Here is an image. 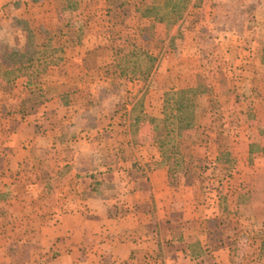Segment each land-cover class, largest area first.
Here are the masks:
<instances>
[{"label": "rangeland", "instance_id": "1", "mask_svg": "<svg viewBox=\"0 0 264 264\" xmlns=\"http://www.w3.org/2000/svg\"><path fill=\"white\" fill-rule=\"evenodd\" d=\"M162 1L72 0L75 8L61 10L58 7L65 4L61 0H14L0 8V45L24 46L26 34L19 19L27 21L39 37L38 44L43 42L42 30L60 31L51 44L64 47L62 53H56L61 56L60 73L68 68V76L61 80L68 83L64 89L73 101L90 98L84 110L94 113L87 122L97 130L114 123L111 136L102 131L98 157L104 158V145L121 140L122 132L129 134L133 145L154 143L161 163L168 166L176 203L181 206L183 202L187 209L184 218L210 216L207 262L264 264V253H260L264 241V0H199L171 27L141 16V9ZM159 47L160 56L143 78L142 72L150 64L143 52H157ZM121 66L126 69L124 75ZM15 80L6 83L0 79L1 142L3 131L7 133L11 127L9 122L4 126V117L8 118L26 96L21 81L15 84ZM41 81L59 82L57 72H46ZM188 88L191 92L186 96L192 97L194 104V127L180 135L171 134L162 148L166 153L161 155L155 126L158 131L162 128L159 120L171 111L168 104L175 100L176 91ZM152 102L161 105L160 113L144 112L154 106ZM73 105L71 110H76L77 104ZM71 119L86 122L72 114ZM71 124L67 139L74 130L75 123ZM70 143L66 152H61L67 161L73 155ZM173 146L178 154L172 152ZM1 151L0 235L5 243L0 264L51 261L57 253L48 225L57 220L48 217L57 214L47 211L52 200L41 198L35 186L26 191L23 185L4 183L6 157ZM131 154V159L137 158L133 151ZM124 156L108 154L104 160L113 162ZM50 186L55 191L59 188L56 181ZM8 214L14 218L9 225ZM172 220L176 225L180 214ZM160 228L165 233L166 226ZM173 231L180 234L178 227ZM176 247L184 248L168 246L167 256L174 255ZM189 250L200 258L206 256L196 244ZM211 252L217 253L215 261ZM174 263L189 264L180 258Z\"/></svg>", "mask_w": 264, "mask_h": 264}, {"label": "crops", "instance_id": "2", "mask_svg": "<svg viewBox=\"0 0 264 264\" xmlns=\"http://www.w3.org/2000/svg\"><path fill=\"white\" fill-rule=\"evenodd\" d=\"M11 1L14 0H0V8L11 5ZM59 69V66H50L46 72L55 70L59 80L56 82L66 87L68 83L61 80L68 76V68L62 73ZM18 81H21L24 94L28 95L31 90L25 85L26 79L17 78L15 84ZM49 84L42 83L43 87ZM64 92L65 95L61 93L47 102V114L38 113L34 119L35 115L20 117L10 111L8 118L4 117V126L8 127V122L9 126H14L8 134L4 130L3 141L0 140V150L6 157L3 182L23 185L26 191L29 186L37 187L42 193L41 198L52 200L47 211L57 213L48 215L57 219L48 223L51 226L50 241L57 242V253L51 261L41 264H175L179 258L189 264H209L210 216L184 218L187 209L182 207L183 202L181 206L176 203L177 193L170 183L168 166L161 163L155 144L133 145L129 134L122 132L121 140L104 145L107 154L101 159L97 154L102 152L103 146H99L100 136L104 130L111 136L114 123L97 130L87 122L94 113L84 110L90 104V98L73 101L71 93L66 89ZM73 104H77L76 110H71ZM152 104L154 106L147 107L144 112L160 113L161 105ZM48 114H52L53 119L47 117ZM71 114L78 121L86 118V122H75ZM2 118L0 114L1 122ZM71 123H75L74 130L67 139L66 131ZM68 142H71L69 147L73 153L69 161L61 156V152L68 149ZM132 151L137 158H130ZM108 154L126 156L108 162L104 160ZM51 181L57 182L59 188L56 191L55 187L51 188ZM104 183L109 184L105 186L107 189L98 187ZM71 198L73 201L69 200ZM175 214L181 217L176 225L172 220ZM5 216H8L9 225L14 218L12 214ZM161 226H166L165 233ZM177 227L179 235L173 231ZM4 240L0 235V251ZM194 244L206 256L200 258V254L189 250ZM172 245H183L184 248L176 247L174 255L167 256L165 249ZM31 255L30 259L33 258ZM216 255L211 252L214 261Z\"/></svg>", "mask_w": 264, "mask_h": 264}, {"label": "trees", "instance_id": "3", "mask_svg": "<svg viewBox=\"0 0 264 264\" xmlns=\"http://www.w3.org/2000/svg\"><path fill=\"white\" fill-rule=\"evenodd\" d=\"M65 4L60 5L59 9L75 8L76 3L72 0H61ZM199 0H163L160 5H149L141 9V16L147 20L153 22H165L168 26H174L183 19L190 5H198ZM18 24L22 26V30L26 34V42L22 48H13L8 45H0V79L6 83H9L17 78H25V85L28 89L34 88L30 93L15 106L11 112L25 117L29 115H35L38 113L47 114V102L54 96L65 95L64 86L62 84H49L43 87L41 77L46 73L50 66H58L61 60V56L56 53H62L64 47H54L51 43L60 31H48L42 30L43 42L38 44L39 37L31 29L26 20H17ZM60 30V28H58ZM66 47V46H65ZM161 47L157 48V52H151L149 49L145 54L149 66L142 72L143 78H147L153 65L156 63L158 57L161 54ZM156 51V50H155ZM119 63V62H118ZM125 67L121 66V75L125 74ZM36 90V91H35ZM67 90V89H66ZM64 92V93H63ZM191 92V89H182L176 91V98L171 103L170 112L165 114L164 117L159 120L162 123V128L158 131L155 126L156 135L155 141L159 143L161 149V155H165L163 147L165 140L173 133L180 135L183 130H188L194 127L193 119V98L186 96ZM194 94V93H191ZM170 100V99H169ZM126 102L122 103L125 106ZM145 118H148L151 122H155L156 119L149 115L144 114ZM12 124L13 121H10ZM14 124L8 130L13 128ZM172 152L178 154V150L175 146L172 147ZM168 159V156H165ZM260 253H264V242L260 245ZM264 258V255H262Z\"/></svg>", "mask_w": 264, "mask_h": 264}]
</instances>
